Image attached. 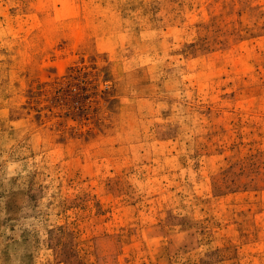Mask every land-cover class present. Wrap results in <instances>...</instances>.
<instances>
[{"label":"rangeland","instance_id":"1","mask_svg":"<svg viewBox=\"0 0 264 264\" xmlns=\"http://www.w3.org/2000/svg\"><path fill=\"white\" fill-rule=\"evenodd\" d=\"M0 264H264V0H0Z\"/></svg>","mask_w":264,"mask_h":264}]
</instances>
